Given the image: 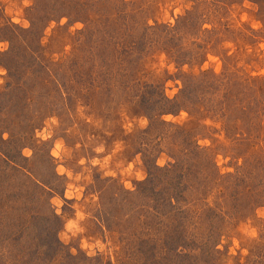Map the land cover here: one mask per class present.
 Masks as SVG:
<instances>
[{"label":"rangeland","instance_id":"obj_1","mask_svg":"<svg viewBox=\"0 0 264 264\" xmlns=\"http://www.w3.org/2000/svg\"><path fill=\"white\" fill-rule=\"evenodd\" d=\"M39 1L24 7L20 0H0L5 44L0 50L5 70L0 76V264H264V216L257 214L264 209V0ZM6 9L13 14L22 9L19 18L27 27L13 23ZM244 14L247 19L241 20ZM19 27L28 31L20 33ZM168 81L173 86L167 91L175 89L171 97ZM159 92L182 104L167 113L173 119H159L208 147L221 174L254 162L248 194L235 186L240 196L213 201L221 211L204 210L199 228L191 214L193 207L201 208L199 202L188 214H162L151 209L148 195L133 192L142 181L133 180V189H127L119 175L105 177L89 163L83 175L91 182L80 183L86 184V196L98 200L80 201L92 214L82 226L85 235L106 232L110 241L104 252L89 257L80 250L79 237L65 243L58 236L73 201L65 200L62 217L50 198L55 193L64 199V186L81 173L82 157L102 159L117 142L122 151L111 160L117 172L119 162L138 153L146 176L145 154L156 164L163 159L171 165L165 130L148 127L150 120L140 112L144 97ZM139 118H147V125ZM128 120L131 131L124 127ZM248 120L252 128L234 130L236 122ZM57 140L63 142L58 158L51 155ZM101 144L105 152L95 153ZM61 164L71 170V181L57 175ZM154 217L172 218V226L179 219L180 229L200 235L203 247L175 257L162 248V237L154 238V229L143 225ZM209 228L217 230L212 234L220 231L219 238L212 237L216 246L207 238Z\"/></svg>","mask_w":264,"mask_h":264},{"label":"trees","instance_id":"obj_2","mask_svg":"<svg viewBox=\"0 0 264 264\" xmlns=\"http://www.w3.org/2000/svg\"><path fill=\"white\" fill-rule=\"evenodd\" d=\"M37 4L42 3H40L39 0H35L34 6H37ZM43 5H45V3ZM54 11H56V9H54ZM48 12L50 11H47V13ZM11 26L13 27V25ZM14 27L16 28L15 25ZM18 30L20 33L28 31L26 28L21 27H19ZM21 40L24 41L23 39ZM183 91L186 90L183 89ZM180 92H182V90ZM144 99L145 101L141 106L140 112L150 120L148 127H152V125L155 127L162 125L161 127L165 130L164 133H166L172 148V150H170V156L173 158L171 165L159 166L155 163V160H153L154 157L145 154L147 159V176L141 182L139 189L133 192L138 196H142L143 193L148 195L153 201L151 209H161L164 211L162 214L166 215L175 213L182 214L184 212L188 214L191 213L190 208L195 206V203L199 202L201 208L193 207L191 214H193L196 219L192 221V224L200 228V226H203L201 224L203 221L201 216H204V210L216 215L221 211L220 209H215L213 201H216L218 198H222L224 201L234 194H238L239 196L244 193L246 195L248 194V189H250L251 184L248 183L249 181L247 179L256 175L253 161L248 164H238L233 171L221 174L217 169L208 147H200L193 139L191 133L185 131L178 125L159 119L160 116L164 114L173 113L175 110L182 108V104L178 98L170 99L159 92L154 96L144 97ZM236 110H240L239 106ZM153 121L157 123V125L153 123ZM241 122L235 123L236 126H234V130L242 132V129L244 131L247 127L252 128V125L254 126V123L250 120L244 124ZM249 122H251V124ZM243 155L244 153L238 157L240 158ZM20 166L21 165H14L16 169ZM242 184L244 185L243 187L241 186ZM235 186H238V189L241 190L242 193H236L237 188H235ZM228 190H230L231 193H229ZM210 195L213 196L212 198H214V200H208ZM137 208L138 207H136V209ZM169 219L170 221H165L164 219L154 217L152 223L147 219L143 220L144 224L143 222L141 223L143 225H149V227H147L148 230L154 229L155 232L152 236L154 238L162 237V248L173 251L177 258L183 259L184 256L186 257L188 255L186 250H194L198 246L199 248L203 247L201 242L202 237L200 235H194L192 233L187 235V232L180 229V227L184 225H182L179 219L177 224L173 226L172 223H170L172 218ZM156 226L159 227L155 230ZM207 230L211 233L207 238L212 241V246H216L217 240L212 237L219 238L220 231L217 234H212L216 233L217 230H213L212 228ZM156 233H159V237H157ZM144 239L147 243L149 242L148 238Z\"/></svg>","mask_w":264,"mask_h":264},{"label":"clouds","instance_id":"obj_3","mask_svg":"<svg viewBox=\"0 0 264 264\" xmlns=\"http://www.w3.org/2000/svg\"><path fill=\"white\" fill-rule=\"evenodd\" d=\"M22 5L24 7H27L30 3V0H20ZM179 11V9L177 10ZM6 12L12 17V22L13 23H23V26L27 27V22L22 21L19 17L22 12V9L17 10L15 14H13V11L11 9H6ZM247 16L246 14L241 16V20H246ZM64 20H61V23H64ZM82 26V25H78ZM253 28L259 27L258 24H253ZM5 47V44L3 42H0V50H3ZM261 47H264V44L261 45ZM186 67V66H185ZM168 70L174 71L173 66L169 65ZM5 74V70L0 68V76H3ZM3 81L0 80V83ZM178 84L179 81H176ZM173 82L168 81L166 83L165 89H166V94H168L170 97L171 95L174 94L175 89L171 93H169L167 90L169 88H172ZM181 116L186 115V113L181 112ZM126 119H128L126 117ZM138 119L136 117L131 118V120ZM140 122L143 125H147V118H139ZM162 119L164 120H171L173 117L170 114H166L162 116ZM131 120H128V123L124 125V127L131 131L132 128V122ZM37 135L40 136L41 133L37 132ZM6 136V134H5ZM44 139H48V135L44 134L43 136ZM79 147V145H77ZM63 148V142L61 140H57L54 148L51 150V155L53 157H59L61 154V150ZM93 151L97 154L104 153L105 152V147L103 144L98 145L93 149ZM122 151V145L117 142L114 144L111 153L103 156V158H98L94 157L90 161L81 158L78 161V164L81 166V173H77L75 176V181L67 183L64 186V192H63V197L62 199L58 194L53 193L52 197L50 198V204L53 206V209L57 215H61L62 217L64 214L62 213L61 209L62 206L65 203V200L73 201L71 207H72V215L64 217V227L63 229L59 232L58 236L61 240H63L65 243H68L72 241L73 239H76L79 237V248L82 251H85V254L89 257H94L96 256L97 252H104L106 248L109 247L110 241L107 239V233L105 232L104 236H101L99 234L95 236H88L85 235L87 232V229L82 226V222L87 220L88 218L91 217V213H89L84 205L80 204V201L83 200L85 204L88 203L89 198H91L93 201L98 200V196L94 194H90L89 196L85 195L86 191V184L80 183V181L83 179L86 182H91V176H85L83 175L84 172H88L89 169L87 165L90 163L93 168H99L105 177H111L113 179L117 178V175H119L121 183H123L124 187L127 189H133V180L136 181H143L146 177V173L143 171V164L142 160L140 158V154L138 153L135 157H133L131 160H126V161H121L118 163L117 167L119 171L117 172L116 170H113V167L111 165V160L112 156L115 155L116 153ZM25 155H30V152L25 149L23 150ZM165 161L163 159H158L157 164L159 166H163ZM57 175H66L68 179L71 181L72 180V172L71 170L66 169L62 164L57 166L56 169ZM258 215L264 216V209H258L257 210ZM252 235H255V231L253 230ZM234 244H236V241H233ZM238 246V245H237ZM76 248H72L71 252L72 254L76 253Z\"/></svg>","mask_w":264,"mask_h":264}]
</instances>
